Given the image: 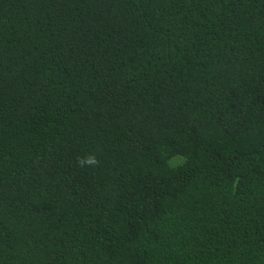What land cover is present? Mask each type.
Here are the masks:
<instances>
[{"label":"trees","instance_id":"16d2710c","mask_svg":"<svg viewBox=\"0 0 264 264\" xmlns=\"http://www.w3.org/2000/svg\"><path fill=\"white\" fill-rule=\"evenodd\" d=\"M0 264H33V0H0ZM34 264H264V0H34Z\"/></svg>","mask_w":264,"mask_h":264}]
</instances>
